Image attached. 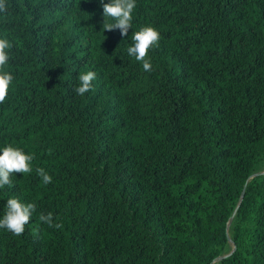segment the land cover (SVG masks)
Segmentation results:
<instances>
[{
	"label": "trees",
	"instance_id": "16d2710c",
	"mask_svg": "<svg viewBox=\"0 0 264 264\" xmlns=\"http://www.w3.org/2000/svg\"><path fill=\"white\" fill-rule=\"evenodd\" d=\"M6 2L0 149L34 159L0 218L13 197L36 211L0 229V264H264V0H136L124 37L100 0ZM144 26L148 72L127 53Z\"/></svg>",
	"mask_w": 264,
	"mask_h": 264
},
{
	"label": "clouds",
	"instance_id": "9594fccd",
	"mask_svg": "<svg viewBox=\"0 0 264 264\" xmlns=\"http://www.w3.org/2000/svg\"><path fill=\"white\" fill-rule=\"evenodd\" d=\"M100 4L104 17L103 30L109 32L119 30L122 37L127 36L129 29L132 28V13L136 7V0H109L108 3L100 0ZM0 14L5 16L9 14L6 0H0ZM109 19L114 22H108ZM159 40L160 33L152 26L141 27L132 34V44L127 48V53L129 56L134 57L136 61L142 63L145 72L152 70V64L147 58L148 52L150 48L158 44ZM10 47L8 39L0 38V69H3L10 59L8 52ZM77 79L78 85L74 88V91L77 95L83 97L85 93L91 90L92 82L96 79V73L94 71L83 72ZM13 80L14 77L11 73L0 71V104L5 102ZM33 159L32 154H26L23 149L13 147L11 144L0 149V188L11 187V177L15 173H31ZM36 172L41 177L44 185L52 182V177L44 168H37ZM35 211V203H22L18 198H9L4 214L0 218V229H6L16 236L22 235L25 226L29 224ZM39 220L50 228L60 229L63 227L61 223H53L52 213L47 215L41 213Z\"/></svg>",
	"mask_w": 264,
	"mask_h": 264
},
{
	"label": "rangeland",
	"instance_id": "374dc122",
	"mask_svg": "<svg viewBox=\"0 0 264 264\" xmlns=\"http://www.w3.org/2000/svg\"><path fill=\"white\" fill-rule=\"evenodd\" d=\"M212 264H217V261H214Z\"/></svg>",
	"mask_w": 264,
	"mask_h": 264
},
{
	"label": "water",
	"instance_id": "95a60500",
	"mask_svg": "<svg viewBox=\"0 0 264 264\" xmlns=\"http://www.w3.org/2000/svg\"><path fill=\"white\" fill-rule=\"evenodd\" d=\"M223 256H225V255H223ZM223 256H221V257H223Z\"/></svg>",
	"mask_w": 264,
	"mask_h": 264
}]
</instances>
